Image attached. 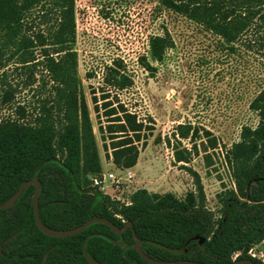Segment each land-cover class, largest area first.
<instances>
[{"label":"trees","instance_id":"obj_1","mask_svg":"<svg viewBox=\"0 0 264 264\" xmlns=\"http://www.w3.org/2000/svg\"><path fill=\"white\" fill-rule=\"evenodd\" d=\"M173 14L182 16L235 46L264 22V0H159ZM75 0H0V205L21 185L38 178L40 218L55 230H69L94 217L111 221L118 229L129 222L121 237L102 223L83 233L54 238L37 226L33 208L35 186L28 187L15 206L0 210V264H89V256L102 264H149L134 247V232L143 241V251L160 261L192 260L200 264H232L251 260L249 255L263 246L264 252V88L250 109L259 117L256 127L245 126L240 141L224 154L234 187H224L221 207L212 211L201 177L196 190L184 200L173 194L136 191L130 204L113 200L93 187L103 171L91 110L79 89L77 58L73 48L77 37ZM40 10V12H38ZM43 23L55 20L47 31H37L35 13ZM248 48L257 40L248 37ZM264 41V39H263ZM172 45L171 37L156 35L150 40L155 61L162 62ZM263 47V44L261 45ZM264 48V47H263ZM105 85L124 91L133 86L122 61L107 68ZM31 90L33 101L20 95ZM95 94V93H94ZM109 91H103V105L93 97L97 113L107 119L112 163L120 169L138 164L142 134L148 128L124 104L115 106ZM7 114L4 115V112ZM102 125V123H101ZM103 135L105 131L102 126ZM175 137L191 140L192 150L175 151L183 166L199 155L197 128L179 125ZM204 147L207 168L214 166L209 150L219 147L206 132ZM204 146V145H203ZM195 151V152H194ZM239 256L235 259V255Z\"/></svg>","mask_w":264,"mask_h":264},{"label":"rangeland","instance_id":"obj_2","mask_svg":"<svg viewBox=\"0 0 264 264\" xmlns=\"http://www.w3.org/2000/svg\"><path fill=\"white\" fill-rule=\"evenodd\" d=\"M75 1L77 37L73 48L78 84L91 110L102 173L123 172L108 157L112 153L110 147L107 153L104 140L109 146L108 120L103 117V109L99 114L95 110L94 96L102 107L103 91H109L115 106L124 104L151 128L138 144L140 155L137 167L132 169L134 177L117 196L130 200L136 191L147 189L184 200L196 190L194 176L184 168L188 167L201 177L208 208L218 211L224 187H234L224 154L240 141L243 127H256L259 122L250 105L264 88V22L238 44L228 46L199 25L168 12L159 0ZM38 12L34 27L47 31L55 20L48 18L43 23ZM166 34L172 45L162 62L155 61L150 40ZM248 37L257 40L252 49L248 48ZM118 60L133 81V86L124 91L107 88L104 80L107 68ZM20 98L32 102L33 93L27 90ZM189 124L198 129L202 140L196 142L199 155L194 153L191 164L183 166L176 163L175 151L192 150L194 144L174 133L179 125ZM206 132L219 144L216 151L208 152L214 163L211 168H207L203 152L209 146ZM262 247H255L257 254H264Z\"/></svg>","mask_w":264,"mask_h":264},{"label":"water","instance_id":"obj_3","mask_svg":"<svg viewBox=\"0 0 264 264\" xmlns=\"http://www.w3.org/2000/svg\"><path fill=\"white\" fill-rule=\"evenodd\" d=\"M89 178L91 180L93 179L92 176H90ZM30 186H35V192H34V196H33V208H34V215H35L36 224H37L38 228L45 235H47L49 237L66 238V237L75 236V235L83 233L85 230H87L93 224L102 223V224L109 226L117 236L121 237V241H119V242H117L113 239H110V240L112 242L116 243L117 245H123L124 244V237H123L124 233L129 228H133V223L129 222L125 225V227L123 229H118L115 226V224H113L108 219L100 218V217H94V218L88 220L87 222H85L83 225H81L77 228L69 229V230H55V229H51V228L47 227L46 225H44L42 223L41 218H40L39 197H40L42 185H41V182L38 178H33L29 181L24 182L21 185V187L19 188V190L13 195V197H11L5 204L0 205V210H7V209L13 208L15 206V204L17 203V201L21 198V196L23 195L25 190ZM134 237L136 240V242L134 244L135 249L140 254V256L145 261H147L149 264H200V263H197V262L192 261V260L160 261V260L150 258L143 251V247H142L143 241L136 236L135 232H134ZM84 255H85L86 259L88 260L89 264H102V263L94 260L93 258H91L89 256V254L87 252V248H86V241L84 243ZM232 264H256V263H254L251 260H242V261H235Z\"/></svg>","mask_w":264,"mask_h":264},{"label":"built area","instance_id":"obj_4","mask_svg":"<svg viewBox=\"0 0 264 264\" xmlns=\"http://www.w3.org/2000/svg\"><path fill=\"white\" fill-rule=\"evenodd\" d=\"M123 173L118 174L117 172H105L96 176L92 179L93 187L97 188L100 192L110 196L113 200L121 201L125 204H130V200H122L117 196V192L124 189L126 182L130 183L134 177L132 169H121ZM249 255L253 258L259 259L264 262V254L260 252L257 254L256 248L249 251ZM239 254L235 255V259Z\"/></svg>","mask_w":264,"mask_h":264},{"label":"crops","instance_id":"obj_5","mask_svg":"<svg viewBox=\"0 0 264 264\" xmlns=\"http://www.w3.org/2000/svg\"><path fill=\"white\" fill-rule=\"evenodd\" d=\"M135 167H137V166H135ZM135 167H134V168H135ZM134 168H132V169H134Z\"/></svg>","mask_w":264,"mask_h":264}]
</instances>
